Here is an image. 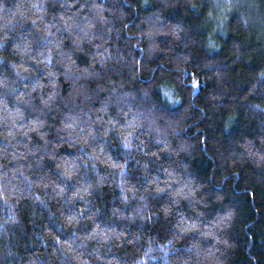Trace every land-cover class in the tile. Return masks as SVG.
Here are the masks:
<instances>
[{
	"label": "trees",
	"instance_id": "trees-1",
	"mask_svg": "<svg viewBox=\"0 0 264 264\" xmlns=\"http://www.w3.org/2000/svg\"><path fill=\"white\" fill-rule=\"evenodd\" d=\"M0 264H264V0H0Z\"/></svg>",
	"mask_w": 264,
	"mask_h": 264
}]
</instances>
